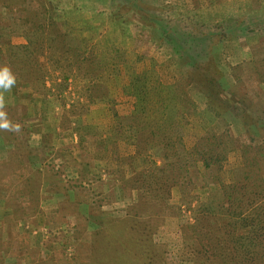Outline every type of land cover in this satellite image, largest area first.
Segmentation results:
<instances>
[{
	"label": "rangeland",
	"instance_id": "obj_1",
	"mask_svg": "<svg viewBox=\"0 0 264 264\" xmlns=\"http://www.w3.org/2000/svg\"><path fill=\"white\" fill-rule=\"evenodd\" d=\"M263 2L0 0V67H9L16 78L10 90H0L3 110L14 126L12 134L23 137L30 150L25 173L50 170L49 180H41L35 212L16 218L3 195L11 180L16 183L21 178L10 174L8 160L14 144L4 138L8 130L0 129V264H51L50 258L58 262L63 256L76 259L78 253L91 254L92 249L99 264H109L112 250L106 249L124 243L141 247L133 246L137 257L150 253L147 248L156 244L164 264H196L195 256L201 254L197 255L195 247L190 251L185 242H194L193 235L197 247L212 244L205 235L206 225H201L207 213L197 205L206 207L201 203L223 185L242 182L244 168L253 178L250 186L264 182L260 159L264 152V82L255 84L264 76L257 74L264 71V36L250 32L231 38L236 33L230 29L224 27L221 35L218 30L228 23L238 32L242 21L248 23V16ZM162 23L180 40L184 33L207 35L197 38L202 39L198 42L200 56L192 62L176 54L160 40L158 26ZM76 39L84 60L72 53L71 43ZM191 44L189 39L188 47ZM159 85H179L184 94L176 103L180 111L173 132L181 138L183 156L210 135L216 137L212 145L216 157L226 149L219 145L226 143L229 148L221 171L208 172L202 161L195 169L191 167L201 175L197 179L189 172L185 183L191 180L199 186L190 193L189 184L173 187L170 210L150 204L140 207L135 187L139 175L132 179V167L141 171L145 156L153 151L141 126L131 127L138 123L132 115L141 108V91ZM245 149V159L258 157L251 165L242 155ZM131 157L134 166L128 162ZM157 164L162 162L158 159ZM216 179L220 181L208 186ZM50 180L68 184L67 194L51 191ZM66 200L77 203L79 215L61 208ZM252 212L263 220V201L246 215ZM129 214L143 222V237ZM79 216L87 220L85 224ZM111 221L118 230L115 234L97 227V222ZM191 226L196 235L188 230ZM247 231L243 230L245 237ZM257 233L253 263L260 260L263 248L258 243L264 228ZM251 241L241 242L249 247Z\"/></svg>",
	"mask_w": 264,
	"mask_h": 264
},
{
	"label": "trees",
	"instance_id": "obj_2",
	"mask_svg": "<svg viewBox=\"0 0 264 264\" xmlns=\"http://www.w3.org/2000/svg\"><path fill=\"white\" fill-rule=\"evenodd\" d=\"M127 1L132 2L135 0H113V2L117 3ZM237 17L240 18L239 15H237ZM241 20L243 19L241 18L240 21ZM247 21L248 23L246 21L244 22V20L242 21L243 23L240 25L241 27H239L238 32L230 24L222 23L221 26L219 25V33L221 35L223 29L227 28L228 30L230 29L231 33H236V35H230L231 38L236 36L240 37L250 32L258 33L260 37L264 36V2L252 17L249 18L248 16ZM158 27L160 40L171 45L176 51V54L188 56L192 62L197 56H200L202 49L198 42L202 39L198 40L197 38H201L202 36L206 37L207 35L200 34L191 36L184 33V40H180L172 33L168 25L166 26L162 23ZM222 35L227 38L225 32ZM165 37L167 40L164 39ZM189 39L192 41L191 47H188ZM71 44L73 45L71 49L74 56L77 59L82 58L84 60L82 52L80 51V46H78V39L73 40ZM259 73L262 74L264 71L258 70L257 74ZM257 81L258 82L255 84L264 82V76ZM141 94L144 97L142 98L141 108H136L135 115H132L134 121H138V126L132 123L131 127L136 130L141 126L143 131L141 134L143 137L152 141L149 148L153 149V151H150L149 155L145 156L148 157L143 160L144 163H146V166L143 167L141 171L138 170L139 172H136L134 167H132L135 172L132 179H134L135 175H139L136 177L137 182H135V187L139 190L138 203H140V207L144 208L146 205L150 204L152 207H159L161 210L162 207H166L170 210L173 207L169 202L172 188L175 186L185 187V185L189 184L188 193H190V191L195 187L197 188L199 185L195 186L194 182L191 180L188 181V183H185L186 174H189V172L193 173L197 176V179H199L201 171L196 169L194 172V169L196 164L200 161H202L203 166L208 172H218L222 167L221 162L224 160L225 154L228 152L229 148L226 143L219 145V147L225 146L226 149L220 157H216L212 149L216 137L210 135V137L201 138L200 141H198L191 150L186 151V155L183 156V152H180L181 147H179L182 145H180L181 138H175L173 134L174 129H176L175 118L180 111L179 108L176 107V103L182 99V96H184L181 87L179 85H171L168 87L159 85L148 91L147 89H144L141 91ZM232 97L234 98V96ZM152 116L156 117L152 118ZM133 129L132 131H134ZM12 132L13 131L10 130L6 132V134L4 133V138L8 140V142L14 144V153L12 155L10 154L8 160L10 174L14 175V178L19 176L21 180L16 183L15 181L12 183L11 180L9 182V187L4 190L3 197L7 206H13L15 217L21 218L27 217L35 212L37 208L35 204L39 201L41 180H49L50 170L46 173L39 170L35 173H25L28 168L26 159L28 161L30 150L27 149L26 140L23 137L21 139L17 135H13ZM263 134L264 132L261 135ZM253 140L251 141L253 142ZM245 151L247 150L245 149L242 151L244 160L246 162L249 160L251 165L258 157L255 155L253 159L247 156L245 159L247 154ZM158 159L162 164H157ZM260 159L264 165V152L261 154ZM128 162L130 165L134 166V157H131ZM191 167L194 169L191 170ZM214 167H216L217 170L213 169ZM256 171H258V169ZM241 174L244 177L242 182H234L233 184L226 186L223 185L221 191H216V194H212L213 196L209 197L206 203H201L207 205L206 207L197 205V207L204 208L207 213V215L202 218L201 225H206L205 235L208 236V240H212V244L208 246L203 244L197 247L193 235L192 239L194 242H191V240L188 241L186 236L185 239L187 241L185 243L188 249L193 251V247H195L198 251L197 255L201 254V257L200 255L199 257L195 256L196 258L194 259V262L196 264H199L198 260L202 261V264H264V243H262L264 242V233L261 237L262 241L258 243L260 244L258 248H263L261 252H259L260 260L257 258V262L253 263V259H256V257H253L256 254L254 248L257 246L254 239L257 236H260L257 232L260 228H264V219H260L257 212H252L249 215H246V212L257 203L263 201L264 206V182L263 184L261 182L259 185L253 184L250 186L249 183L253 179L251 173L247 172V168H244L241 170ZM217 178H219V175H217ZM141 179H143L144 182H141ZM219 181V179H216L215 181L208 182V186ZM48 184L50 185L51 191L62 192L64 194H67V191L70 188L68 184H63L55 180H50ZM203 185L206 186V184ZM235 194L237 197L233 200L232 197ZM78 198H81V195L78 194ZM63 203V207H61L63 210H68V213L79 215L77 213V203L67 200L63 201ZM135 207L136 205L133 206V208ZM152 207H150L151 210ZM148 209L146 210L148 211ZM152 213L155 212L152 211ZM137 217V215L132 216L131 214L129 218L136 222V225L139 227V234L143 237L144 224L141 220L138 221ZM79 218L82 219V224H85V221H87L84 217L79 216ZM97 225V227L102 226L108 228L111 235L118 232L114 221L103 224L97 222ZM253 225L254 228L251 229V226ZM192 227L193 226L188 227V230L191 229V232L196 235V232ZM243 230H248L246 233L247 237L243 235ZM238 231H240V234L237 236L236 233ZM246 239L252 240L249 247L241 242ZM149 245L150 243H148V246ZM133 246L135 249L141 250L140 246L134 244L124 243L121 246H109V248L106 249V251L112 250V252H110L112 254H110L109 264H164L162 254L158 252V250H161L159 245L151 244L149 248H147L150 250V253H142V257H137L135 255L136 251L133 249ZM58 254L60 253L55 251V255ZM62 258L61 262H58V259L56 261L54 258H50L49 263L78 264V261H83L84 263L99 264L98 259L93 253V249L91 250V254L86 253L84 255L78 253L76 259L67 258L66 256H63Z\"/></svg>",
	"mask_w": 264,
	"mask_h": 264
},
{
	"label": "clouds",
	"instance_id": "obj_3",
	"mask_svg": "<svg viewBox=\"0 0 264 264\" xmlns=\"http://www.w3.org/2000/svg\"><path fill=\"white\" fill-rule=\"evenodd\" d=\"M16 78L7 66L0 67V90L8 91L14 86ZM4 109L3 95L0 94V129L2 130H13V125L7 119L6 112Z\"/></svg>",
	"mask_w": 264,
	"mask_h": 264
},
{
	"label": "crops",
	"instance_id": "obj_4",
	"mask_svg": "<svg viewBox=\"0 0 264 264\" xmlns=\"http://www.w3.org/2000/svg\"><path fill=\"white\" fill-rule=\"evenodd\" d=\"M100 163V162H99ZM98 165V164H97Z\"/></svg>",
	"mask_w": 264,
	"mask_h": 264
}]
</instances>
